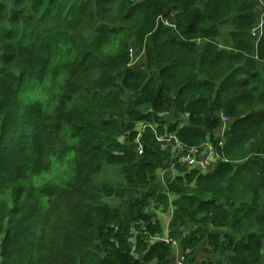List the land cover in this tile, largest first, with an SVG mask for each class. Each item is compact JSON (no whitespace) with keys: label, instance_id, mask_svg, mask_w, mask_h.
I'll return each instance as SVG.
<instances>
[{"label":"trees","instance_id":"trees-1","mask_svg":"<svg viewBox=\"0 0 264 264\" xmlns=\"http://www.w3.org/2000/svg\"><path fill=\"white\" fill-rule=\"evenodd\" d=\"M263 10L0 0V264H175L173 241L187 263L264 264ZM165 130L219 161L171 180Z\"/></svg>","mask_w":264,"mask_h":264},{"label":"rangeland","instance_id":"rangeland-1","mask_svg":"<svg viewBox=\"0 0 264 264\" xmlns=\"http://www.w3.org/2000/svg\"><path fill=\"white\" fill-rule=\"evenodd\" d=\"M205 0H199V6H203ZM264 11V10H263ZM177 16L174 15L173 17L175 18ZM261 18H264V14H262L260 16V19ZM202 41H200V44H201ZM199 44V45H200ZM203 44V43H202ZM131 66L134 67L135 69H143L146 67V58L144 56L143 53H141L140 55H136V51H133V56H132V60H131ZM263 76H264V73H263ZM165 117H168V121L169 122H175L176 119H175V116L174 115H169V114H166ZM182 119H184V117H182ZM156 124V123H155ZM154 126V125H153ZM166 129H168V124L165 125ZM143 127H145V125H143ZM155 127V126H154ZM224 127H221L219 128V130L215 133L217 135V137H220L224 132ZM171 134L169 131L167 132L165 130V132L163 134H160L157 132V135H158V143L160 145V147L162 149H166V150H170L171 148V144L168 142V141H165V137L167 135ZM176 135V134H175ZM177 136V135H176ZM178 138V137H177ZM178 140L180 141V139L178 138ZM208 142H204L203 145H201L199 147V149L201 150V152L205 155L207 152L209 151H214L215 149L213 148V143L211 142L210 138L207 140ZM161 142V143H160ZM181 142V141H180ZM182 143V142H181ZM206 144V146H205ZM208 146V147H207ZM211 148V149H210ZM168 153L170 154V151H168ZM186 167L185 165L183 164H179L177 165V163H174L173 167L170 168V178L171 180H174V178L179 174V168L180 167ZM187 168V167H186ZM190 170V169H189ZM208 170V168H207ZM163 172V171H162ZM167 170H165L163 173L164 175L166 174ZM168 173V172H167ZM163 175V176H164ZM171 197L173 198L172 201H174L176 199V195L172 194ZM172 210V209H171ZM151 211L157 215L160 214V218L164 222V225L166 226V224H169L170 223V220H171V216H172V213L173 211H170L168 210L167 208L163 209V208H158L156 209L154 204L152 205V208H151ZM179 244V243H178ZM182 247H180V250L182 251L181 249ZM204 253V252H203ZM200 254V255H196V253L190 257L189 259H191L190 263H187L186 264H203L204 262V256H209L210 254ZM179 256V254L175 252V250L172 251V255H171V261L174 262L176 257ZM185 258H186V261H187V255H185ZM213 258L212 257L211 259L208 258L206 259V263L205 264H213ZM143 264H149V263H143ZM153 264H156V263H153Z\"/></svg>","mask_w":264,"mask_h":264},{"label":"built area","instance_id":"built-area-1","mask_svg":"<svg viewBox=\"0 0 264 264\" xmlns=\"http://www.w3.org/2000/svg\"><path fill=\"white\" fill-rule=\"evenodd\" d=\"M176 14L177 13L174 12L171 14V16L173 17ZM162 21L169 27H175V24L171 19L165 18L162 19ZM251 34L253 37H256L258 41L261 39L264 34V18H261L259 24L251 30ZM221 116L224 122L222 126L224 127L223 132H225L226 128L228 127L229 118H227L223 114H221ZM165 141H168L176 150L175 156L178 158L179 162L188 167H197L203 170H207V168L209 169L211 166H213L220 157L219 155H217L215 150L209 151L204 155L198 147H192L191 149H187L183 145V143L178 140L175 134L167 135L165 137ZM137 142V152L138 154H141L143 152V147L139 139H137ZM167 242H169V240H167ZM173 243L174 246H177V243L175 241H173ZM174 262L175 264H186V258L183 254H180L176 257Z\"/></svg>","mask_w":264,"mask_h":264},{"label":"crops","instance_id":"crops-1","mask_svg":"<svg viewBox=\"0 0 264 264\" xmlns=\"http://www.w3.org/2000/svg\"><path fill=\"white\" fill-rule=\"evenodd\" d=\"M218 130H219V129H217L216 132H217ZM216 132H215V133H216ZM216 136H217V135H216ZM179 251H180V248H178V246H176V249H175L176 254H177Z\"/></svg>","mask_w":264,"mask_h":264},{"label":"bare ground","instance_id":"bare-ground-1","mask_svg":"<svg viewBox=\"0 0 264 264\" xmlns=\"http://www.w3.org/2000/svg\"><path fill=\"white\" fill-rule=\"evenodd\" d=\"M225 134H226V133H225ZM221 138H222V137H221ZM160 143H161V142H160ZM205 146H206V144H205ZM199 147H200V146H199ZM207 147H208V146H207ZM210 149H211V148H210ZM174 151H175V150H174ZM174 151H173V152H174ZM174 160H175V159H174ZM218 161H219V160H218Z\"/></svg>","mask_w":264,"mask_h":264},{"label":"clouds","instance_id":"clouds-1","mask_svg":"<svg viewBox=\"0 0 264 264\" xmlns=\"http://www.w3.org/2000/svg\"><path fill=\"white\" fill-rule=\"evenodd\" d=\"M172 28H174V27H172Z\"/></svg>","mask_w":264,"mask_h":264}]
</instances>
